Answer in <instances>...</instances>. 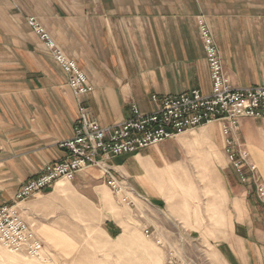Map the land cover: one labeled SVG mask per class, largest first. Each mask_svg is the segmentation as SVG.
Masks as SVG:
<instances>
[{
    "label": "crops",
    "instance_id": "crops-1",
    "mask_svg": "<svg viewBox=\"0 0 264 264\" xmlns=\"http://www.w3.org/2000/svg\"><path fill=\"white\" fill-rule=\"evenodd\" d=\"M4 14L12 25L20 16L25 23L31 15L39 17L94 90L76 96L40 37L29 30L18 32L15 25L6 34ZM201 19L211 29L231 84L264 86V0H0V206L12 202L24 182L45 165L66 157L59 142L73 136L79 106L102 125H111L132 117L134 105L144 113L156 110L159 102L153 95L194 89L210 94L213 83ZM6 35L12 47L2 45ZM20 40L22 46H17ZM194 135L207 136L203 140L213 152L212 177L202 174L193 153L190 160L168 157L167 146L184 148L181 139ZM241 136L247 139L250 158L264 184V119H242ZM222 148L221 126L212 123L141 153L116 157L112 163L117 170L138 174L143 197L159 195V206L167 204V208L175 192L195 183L191 168H198L202 190L209 195L202 205L218 212H209L203 222L191 223L188 229L226 231L223 238L215 239L221 246L216 250L220 264H264V201L256 182L229 180L224 175L228 158ZM88 173H96L107 184L95 167L74 179ZM40 195L21 207L32 205Z\"/></svg>",
    "mask_w": 264,
    "mask_h": 264
},
{
    "label": "rangeland",
    "instance_id": "rangeland-1",
    "mask_svg": "<svg viewBox=\"0 0 264 264\" xmlns=\"http://www.w3.org/2000/svg\"><path fill=\"white\" fill-rule=\"evenodd\" d=\"M6 15L2 23L6 34L14 31L15 26L18 32H34L26 25L28 23H25L23 16L14 26ZM2 45L12 47L14 43L6 35ZM17 46H22L21 40ZM206 137L203 139L206 140ZM203 139L199 148L208 153L211 159L212 148H207ZM213 139L218 141V131L213 133ZM240 140L245 147L247 139L241 136ZM179 145L190 153L176 144H170L166 147L169 158L173 161L190 160L193 153L194 160L198 161L196 151L181 141ZM221 151L224 153V148ZM226 161L228 167L223 170L224 175L229 180H240V173L228 159ZM191 169L195 183L175 192L168 199V208L167 204L159 206L157 199L162 200L159 195H152L150 199L149 196L143 197L144 186L138 174H128L114 168L123 178L125 191L122 195H116L96 173L85 174L80 180L60 179L53 187L38 193L41 195L35 198L32 205L21 207L26 220L43 239L44 248L40 255L31 257L0 244V264H220L216 250L221 246H217L215 239L223 238L226 231L188 229L193 227L191 223L198 226L203 222L204 215H209V212H218V208L203 207L202 203L208 200L209 195L202 190L200 170L196 167ZM247 170L246 167L244 171ZM255 173L261 183L263 176L258 166ZM202 174L205 175V172ZM206 174L211 175L212 169ZM58 189L65 191L58 192ZM123 196L129 197L127 202ZM260 199L264 201V198ZM177 202L181 205H176ZM258 202L262 203L260 200ZM169 212L178 216L179 220L172 218Z\"/></svg>",
    "mask_w": 264,
    "mask_h": 264
},
{
    "label": "built area",
    "instance_id": "built-area-1",
    "mask_svg": "<svg viewBox=\"0 0 264 264\" xmlns=\"http://www.w3.org/2000/svg\"><path fill=\"white\" fill-rule=\"evenodd\" d=\"M27 23L66 73L74 94L80 96L92 92L94 87L86 74L58 47L40 20L32 15ZM199 25L211 70L212 92L206 94L194 89L162 97L153 95L152 99L159 102L156 110L144 113L134 105L132 117L111 125H102L90 117L87 108L79 106L73 136L59 142V147L66 150V157L45 165L39 174L24 182L11 203L0 206L2 246L31 257L39 256L44 242L22 214V202L53 187L60 179L72 181L88 167L99 169L112 191L122 195L125 191L123 178L111 164L114 158L159 145L201 125L220 124L229 162L240 173L243 182L257 183L258 193L264 198V184L259 183L255 173L257 164L240 140L242 119H264V86H233L224 72L222 56L210 27L204 19ZM246 167L248 170L244 171ZM123 199L127 202L129 197L123 196Z\"/></svg>",
    "mask_w": 264,
    "mask_h": 264
},
{
    "label": "bare ground",
    "instance_id": "bare-ground-1",
    "mask_svg": "<svg viewBox=\"0 0 264 264\" xmlns=\"http://www.w3.org/2000/svg\"><path fill=\"white\" fill-rule=\"evenodd\" d=\"M181 143L185 146H188L189 148L193 149V151H196L197 154H198V161L194 160L196 165H198L201 169H202V173L205 172V175L206 172H209V169H210V166L212 164V160L208 157V153H206L204 150L200 149L199 147L202 146V139L199 135H194V137H189V138H182L181 139ZM204 149V148H203ZM209 167H208V166ZM168 174V173H167ZM204 175V176H205ZM207 177V176H206ZM61 189V188H60ZM65 190H59L58 189V192H64ZM140 196V195H139ZM6 255V254H5ZM15 258V257H14ZM13 260V258H12ZM15 261V260H14ZM22 262V261H21ZM13 263V262H12ZM11 263V264H12ZM23 263V262H22ZM18 264V263H17ZM28 264V263H27Z\"/></svg>",
    "mask_w": 264,
    "mask_h": 264
},
{
    "label": "trees",
    "instance_id": "trees-1",
    "mask_svg": "<svg viewBox=\"0 0 264 264\" xmlns=\"http://www.w3.org/2000/svg\"><path fill=\"white\" fill-rule=\"evenodd\" d=\"M114 236H116V235H114Z\"/></svg>",
    "mask_w": 264,
    "mask_h": 264
}]
</instances>
